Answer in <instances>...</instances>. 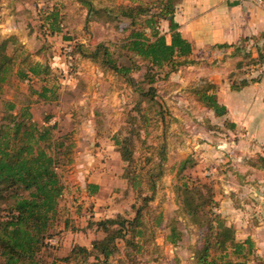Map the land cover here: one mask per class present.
I'll return each instance as SVG.
<instances>
[{"label": "rangeland", "instance_id": "obj_1", "mask_svg": "<svg viewBox=\"0 0 264 264\" xmlns=\"http://www.w3.org/2000/svg\"><path fill=\"white\" fill-rule=\"evenodd\" d=\"M86 1L93 6L91 11L80 0H0V39L8 40L7 52L16 57L13 75L0 96V122L9 114L8 101L15 105L13 113L28 106L33 121L48 125L50 139L42 145L56 157L63 183L50 235L40 253L42 264H73L62 258L75 244L91 248V240L101 233H96L95 225L89 222L117 215L131 217V205L138 195L124 174L129 168L136 174L148 167L159 175L154 178L153 195L147 177L141 178L142 192L153 196L148 201L151 214L145 217L149 220L161 213L163 220L155 229L153 241L140 252L132 249L128 264H194L205 216H209H203L204 212L219 214L234 228L237 241L251 239L252 253L244 250L238 260L264 264V169L257 168L256 163L264 151L251 147L242 153L237 147L238 155L233 156L232 151L225 155L217 148L218 143L232 142V134L227 133L231 128L226 114L216 116L199 101L195 88L213 83L194 69L184 72L181 65L164 77L168 70L164 68L153 83L157 104L142 100L136 88H148L147 80L139 82L145 63L134 59L140 66L135 69L123 57L119 46L128 33L130 19L116 12L120 4L152 6L156 0ZM52 11L59 12L61 31L52 32L45 22L46 14ZM155 24L168 35V20L160 18ZM66 36L71 39L66 40ZM10 37H15L14 43ZM98 43L107 45L113 57L131 68V82L75 51L79 44L90 49ZM240 55L244 71L231 77L245 74L248 86L258 83L256 88L245 90L249 102L264 93V85H260L264 55L259 52L251 56L247 49ZM24 60L48 66V73L31 81L18 79L15 72L24 66ZM42 87L49 90L45 98L38 95ZM247 137L245 150L253 143ZM122 138H128L126 146L131 151L128 166L115 144ZM183 183L211 198L193 219L179 203L178 188ZM173 223L180 232L175 243L167 239ZM247 229L252 231L245 234ZM120 256L126 258L123 252ZM79 260L81 264L94 261Z\"/></svg>", "mask_w": 264, "mask_h": 264}, {"label": "trees", "instance_id": "obj_2", "mask_svg": "<svg viewBox=\"0 0 264 264\" xmlns=\"http://www.w3.org/2000/svg\"><path fill=\"white\" fill-rule=\"evenodd\" d=\"M80 1L90 11L93 9L90 2ZM155 9L156 12H154ZM173 12L174 0H156L152 6H144L139 2L117 6L116 14L130 19L128 33L119 47L123 51V57L127 58L135 69L140 66L134 59H140L145 63L146 70L139 82L147 80L148 88L137 87L136 89L142 100L148 102H155L153 83L158 79L159 71L168 69L164 73V77H167L179 66L191 62L189 59L192 54L191 45L178 31V25L173 20ZM58 14V11L46 14L45 22L49 23L48 26L52 32L62 30L57 19ZM160 18L169 21L168 35L161 33L155 26L157 19ZM147 29H150L149 34ZM10 38L14 43L15 37ZM65 39L71 38L66 36ZM7 45V39H0V96L3 94L4 85L9 83L13 75V67L16 63L15 54L7 52ZM75 51H79L84 58L100 63L107 70L131 82L129 76L131 68L113 57L107 45L98 43L94 48L89 49L79 44L75 47ZM262 52L264 51L260 52V56L264 55L261 54ZM47 73L48 66L36 60H24V66H19L15 75L20 80L31 81ZM246 85L247 81L242 79L235 87ZM216 87L215 84H206L195 88L194 93L203 105L214 111L216 116H222L227 113V110L217 99ZM48 91V88L42 87L38 95L45 98V93ZM5 105L9 114L3 116V121L0 122V264H42L40 253L45 247L46 236L50 235L59 198L63 193V183L57 172L56 157L42 145L44 141L50 139L51 128L48 125H38L33 121L28 106L13 113L15 105L8 101ZM126 142L128 138L115 140L121 157L128 166L132 162V157ZM146 160L148 161V158ZM183 163L185 161L182 162V167H184ZM256 163L257 168L264 169V156L259 155ZM143 167L141 170L145 168ZM133 171L131 173L129 168L124 174L139 196V199L137 196L136 201L131 205L133 215L131 217L117 215L114 218H102L96 222H93L94 220L89 222V225H95L94 231L100 232L101 236L91 240V248L75 244L70 254L62 258L63 262L81 264L79 259L86 261L93 258V264H128V259H132V249L135 253L140 252L153 241L155 229L161 225L163 215L158 213L149 220L145 215L151 214V209L148 210V201L153 198L154 178L159 175V172H154L151 167L145 168V172L135 174L136 170ZM143 176L147 177L148 188L152 192L150 196L142 192L141 178ZM92 187L96 188V186ZM178 189L180 206L192 219L196 215L199 216L198 209H202L211 200L199 188H190L186 183ZM207 214L209 216L206 217ZM203 216H205V222L194 264H247L245 260L237 258L244 253V250L247 254L252 253L251 239L237 241L234 228L228 225L219 214L204 212ZM179 235L180 232L173 223L167 239L175 243L180 238ZM121 252L127 259L120 256ZM50 264H56V262L53 261Z\"/></svg>", "mask_w": 264, "mask_h": 264}, {"label": "crops", "instance_id": "obj_3", "mask_svg": "<svg viewBox=\"0 0 264 264\" xmlns=\"http://www.w3.org/2000/svg\"><path fill=\"white\" fill-rule=\"evenodd\" d=\"M172 16L178 31L192 48L191 62L184 65V72L194 69L195 73L217 85V99L226 107L225 119L231 128L227 133L232 134L233 140L230 144L226 141L224 149L219 143L217 148L225 155L232 151L233 156L238 155L237 147L242 153L252 148L256 152L264 151V93L248 102L245 90L256 88L258 83L236 88L237 81L245 79V74L231 77L235 72L244 71L240 52L245 55L247 49L255 56L264 51V0L262 3L252 0H177ZM260 85H264V77ZM246 136L251 137L253 143L245 150ZM249 231L252 230H245V234Z\"/></svg>", "mask_w": 264, "mask_h": 264}, {"label": "built area", "instance_id": "obj_4", "mask_svg": "<svg viewBox=\"0 0 264 264\" xmlns=\"http://www.w3.org/2000/svg\"><path fill=\"white\" fill-rule=\"evenodd\" d=\"M252 1H254L256 3H262L263 2V0H252Z\"/></svg>", "mask_w": 264, "mask_h": 264}]
</instances>
